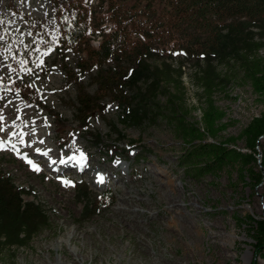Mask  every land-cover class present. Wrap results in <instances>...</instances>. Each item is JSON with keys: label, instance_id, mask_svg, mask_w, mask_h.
Wrapping results in <instances>:
<instances>
[{"label": "rangeland", "instance_id": "374dc122", "mask_svg": "<svg viewBox=\"0 0 264 264\" xmlns=\"http://www.w3.org/2000/svg\"><path fill=\"white\" fill-rule=\"evenodd\" d=\"M72 1L0 0V20L4 21L0 24V114L5 117L0 122V140L6 144V149L0 151V172L18 188L31 192L24 199L32 198L48 215L46 226L26 245L3 250L0 264H253L245 214H264V188L250 189L230 169L206 176H192L191 170L184 169L180 156L187 146L166 120L165 110L169 107L165 97L149 104L157 110H150L148 120L137 128L124 125L121 118L125 108L108 99L99 104L103 111L88 124L77 123L79 90L99 98L102 94L93 84L94 69L87 68L89 64H83L85 70L79 69L84 56L58 41L63 14L73 12ZM89 39L92 45L98 44V38ZM259 54L264 59V49ZM173 65L176 67V62ZM184 67L183 101L172 103L177 109L189 111V122H198L201 90L195 81L194 66ZM167 91L173 94L175 89L169 86ZM224 91L214 97L216 105L226 112L224 120L229 125L215 141L237 136L254 116L264 114V99H257L248 85L234 81ZM10 105L20 108L11 111ZM25 112L34 116L23 117ZM34 121L44 122L36 126L51 130L53 143L58 145L56 151L62 156L65 149L79 143L88 164H97L102 171L111 170L110 178L119 177L136 185L141 198L152 203L157 214L150 217L142 212L137 221L140 228L132 229L117 211L121 194L118 187L123 184L98 189L90 181L93 178L71 173L66 179L75 187H65L49 180L41 164L40 172L33 171L21 152L15 154ZM11 124L19 127L7 137ZM239 141L237 146L248 152L244 141ZM259 141L260 161L264 137ZM125 167L126 172L121 171ZM156 179L160 182H154ZM171 182L172 190L176 188L180 195L178 207L192 217L186 221L184 233L176 225L181 218L171 216L167 210L168 202L174 200L160 198L161 192L170 191ZM189 230L193 235H188ZM74 233L79 238L69 240ZM257 260L264 264L261 258Z\"/></svg>", "mask_w": 264, "mask_h": 264}, {"label": "trees", "instance_id": "16d2710c", "mask_svg": "<svg viewBox=\"0 0 264 264\" xmlns=\"http://www.w3.org/2000/svg\"><path fill=\"white\" fill-rule=\"evenodd\" d=\"M71 8L73 12H63L58 41L84 56L79 69H86L83 64L94 69L93 84L102 94L99 98L79 90L78 124H88L108 99L125 108L121 122L137 128L150 110H157L149 104L165 97L166 120L187 146L180 156L184 169L192 176L230 169L250 189L264 188V156L260 161L257 156L264 114L254 116L237 136L214 140L229 125L215 94L225 93L235 81L264 99V59L259 54L264 49V0H73ZM89 36L98 38V44L92 45ZM185 65L194 66L201 90L198 122H189V111L174 105L183 101ZM239 140L248 152L237 146ZM30 194L0 172V255L26 245L48 223L46 210L32 198L24 199ZM245 216L252 261L258 264V258L264 260V214Z\"/></svg>", "mask_w": 264, "mask_h": 264}, {"label": "bare ground", "instance_id": "6f19581e", "mask_svg": "<svg viewBox=\"0 0 264 264\" xmlns=\"http://www.w3.org/2000/svg\"><path fill=\"white\" fill-rule=\"evenodd\" d=\"M8 108L11 111L16 110V109L19 110L20 106L10 105V106H8ZM31 115H33V114L25 112L23 114V117H31ZM33 123L34 124L32 125V127L30 128V130L26 134L25 143L21 144L20 146H22V147H18V149H19V152L22 153V155L27 154V156L30 159H33V161L36 164H38V165L41 164L42 166H44L46 168L45 172L48 175L49 180H55L56 182L63 185L62 180L66 179V177L70 176L71 173L72 174L76 173V174H78L77 176L82 175V176H85L87 178L89 176L88 179L93 178V180H90V181L93 182L94 187H96L98 189L103 188L107 184H109V185H115V184H119V183L123 184V187H118V189L121 190V194L119 197L120 204H119V207L117 208V211L123 215L125 224L130 226L132 229H139L140 228L139 226H137V221H138L140 215H142V212L149 213L150 217H154L157 214L156 212H153V210H152V203L144 202V199L141 198V196L138 193V187L136 185H131L127 182L125 183L119 177H116V178L111 177L110 178L111 170L102 171L100 166H98L97 164H95V165L94 164H88V161H87L88 159L86 160V156L84 153L83 154H84L85 159L82 162L83 167H81V162H78V161H80V157H81V153H82L81 152L82 151L81 146L79 143L72 144L70 147L65 149V154H63V156H62L60 152L56 151L58 149V145L56 143H53L54 137H52V135H51V130L44 128V127L36 126V124L44 123V122L34 121ZM18 127L16 125H12V128L8 130L7 137L11 136L12 132L15 131L16 129H18ZM40 140H44L45 143L40 144L39 143ZM36 147L41 148L42 151H46L49 149H51V151H49L48 156H43V155L37 154L35 152ZM66 152H68V153H66ZM15 155L19 156V154L17 152ZM30 155H32V157H30ZM73 156L76 157L75 160H69L68 159L69 157H73ZM61 159L68 160V163L67 164H61L59 162ZM52 160H55L56 163L52 164L51 163ZM27 166L31 168V166L29 164ZM113 169L117 170L116 167H114ZM126 170H127V167L123 168L121 171L126 172ZM89 171H92V172L93 171H95V172L99 171V172L95 173V174L94 173L89 174ZM100 176L104 177V183L103 184L99 183V177ZM154 182H160V180L156 179V180H154ZM168 187L170 188V191H168V192L164 191V193L161 192L160 198H161V201L174 200V201H172V203L168 202L167 210L169 211V214L171 216L174 215V216H178L181 218V223L176 222V225H179V230L182 233L183 232L182 229L187 227L186 221L191 220L192 217H189L188 215H186L183 212V210L178 207L177 201L180 200V195L176 194L177 193L176 188L172 190V188L174 187L173 183L171 182L168 185ZM136 207L141 208V211L137 210ZM195 224H196V226L199 225L197 223H195ZM87 234H90V232ZM188 235H190V236L193 235V231L189 230ZM77 238H79L78 235L74 233L69 240L76 241ZM62 243H63V241H62ZM61 245L62 244L60 243L58 246L61 247ZM81 252L83 253L82 250H81ZM161 257H165V255H161ZM86 258L87 257L84 256V259H86ZM117 259L119 261H121L122 257H120V258L118 257ZM173 264H175V263L173 262Z\"/></svg>", "mask_w": 264, "mask_h": 264}, {"label": "snow or ice", "instance_id": "6c2138e0", "mask_svg": "<svg viewBox=\"0 0 264 264\" xmlns=\"http://www.w3.org/2000/svg\"><path fill=\"white\" fill-rule=\"evenodd\" d=\"M4 23L3 20H0V24ZM0 39H2V37H0ZM175 55H179L180 53H174ZM21 63H24L23 61ZM44 62L43 61H40V64H43ZM31 71V69H29V72ZM5 117L3 114H0V122L4 121ZM2 130V129H0ZM13 135H15V133H13ZM22 144L25 143V141L23 139H21L20 141ZM40 144H44L45 141L44 140H40L39 141ZM11 147L13 149H16V145L15 144H11ZM6 149V144L4 141L0 140V151H3ZM17 153L19 154V149H16ZM49 151H51V149L49 150H46V151H42L41 148L39 147H36L35 148V152L37 154H40V155H43V156H48L49 154ZM22 159L26 160V162L31 166L32 170L35 171V172H40L42 169L40 168V166L38 164H36L32 159H30L27 154L23 155L22 156ZM69 160H73V159H76V157H69L68 158ZM85 159L84 157V154L81 153V157H80V161L78 162H81V167H83V160ZM61 164H67L68 163V160H65V159H61L59 161ZM52 164H55L56 161L55 160H52L51 161ZM118 163V162H117ZM62 183L64 184L65 187H75V183L71 180H67V179H64L62 180ZM99 183L103 184L104 183V177L103 176H100L99 177Z\"/></svg>", "mask_w": 264, "mask_h": 264}]
</instances>
